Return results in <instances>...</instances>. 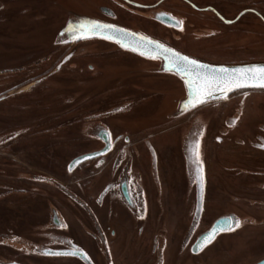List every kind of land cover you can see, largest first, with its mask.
<instances>
[{
	"label": "flooded vegetation",
	"instance_id": "obj_1",
	"mask_svg": "<svg viewBox=\"0 0 264 264\" xmlns=\"http://www.w3.org/2000/svg\"><path fill=\"white\" fill-rule=\"evenodd\" d=\"M50 13L59 15L56 29L67 24L77 28L81 21H99L127 30L137 44L148 40L153 43L144 48L148 51L142 55L118 48L113 40L92 36L59 45L54 54L45 56L50 59L38 64L0 70V113L11 114L10 118L0 117V134L4 130L2 124H8L5 137H27V150L35 153L43 149L33 145L45 147L49 141L59 145L63 140L83 139L91 146L62 164V169L50 167L39 157L25 173L11 162L6 164L14 174L12 181L0 180V202L14 194L26 195L29 226L24 230L26 235L9 227L0 231V246L3 241H11L12 250L25 256V252L33 253L46 244L49 247L45 249L83 252L91 264H167L170 259H174L172 264H193L190 258L212 246L193 255L191 246L196 238L189 246L184 242L196 214L198 174L193 167L176 163L182 161L179 145H183L182 139L194 124L201 132L200 215L209 204L231 205L213 221L223 215L235 216L240 221L235 234L263 239L264 89L237 90L222 100L203 103L164 126L150 128L146 124L160 120L161 110L167 107L172 93L178 85L182 87L166 67L156 44L205 64L264 60V0H0V58L17 51L22 52L18 53L20 58H31L35 49H43L39 45L18 50L15 42L7 51L6 42L8 38L16 39L13 28L19 25L27 31L44 26ZM29 91L27 95L33 97L39 92L34 108L16 101L21 93ZM61 91L70 94L65 96ZM16 112L27 116L11 117ZM99 123L109 137V150L69 171V163L75 157L97 153L105 147L96 133L89 139L87 132L82 131V125ZM37 124L43 125L41 131H36ZM75 124L79 125L77 130L72 128ZM173 131L177 133L176 148H164ZM173 162L176 174H172ZM56 163L57 159L53 164ZM2 166L0 162V179L7 178ZM50 168L53 173H49ZM168 178L173 185L172 200L181 206L173 213L165 210ZM19 183L25 185L16 192ZM44 206L46 214L48 208L49 213L52 209V216L56 213L58 227L52 219L35 225L40 220L39 210L44 214ZM169 216L175 227L184 218L186 227L178 242L184 245L173 247L171 256L167 255L171 228L167 229L165 222ZM223 235L227 234L220 237ZM40 258L55 259L59 264H86L69 255Z\"/></svg>",
	"mask_w": 264,
	"mask_h": 264
},
{
	"label": "rangeland",
	"instance_id": "obj_2",
	"mask_svg": "<svg viewBox=\"0 0 264 264\" xmlns=\"http://www.w3.org/2000/svg\"><path fill=\"white\" fill-rule=\"evenodd\" d=\"M48 17L49 18H47L46 24L44 25L46 28H43L44 26H42V24L39 26H35L33 29L27 30V31H26V29L21 30L20 27H22V26H19V25L13 29L11 28L13 31V33H12L13 36H14V34H17V36H16V39L13 37L8 38V42H6V48L8 49L9 47H11V43L16 42V46H17V48H19L18 50H21L20 47H22V48L24 47L26 49L27 47H35V46L43 45V47H42L43 49H38V50L35 49L34 50L35 52L33 54H36V55H40L44 51L49 50L50 49V47H49L50 41H51L55 31H56L55 23L59 21V15H58V13H50L48 15ZM45 20H46V18L41 19L40 21L43 22ZM22 28H24V27H22ZM28 42H30V43H28ZM246 46H248V45H246ZM259 46L263 47V45H259ZM58 47H56L52 50L50 49L51 51H49V54L50 53L54 54ZM242 47L244 48V46H242ZM108 51L112 52L113 49H110ZM17 52L22 53L19 51H17ZM18 53L11 54L9 52L6 55L9 60H6V61L0 58V67H3L5 65H9L11 63L12 64L17 63V62L14 63L12 61L13 60L12 56H14V57L16 56V59H18L21 56V54H18ZM261 55H264V54H261ZM46 58L50 59V57L43 56L42 58H40V59L30 63V64H27L23 67H28L30 65L38 64L39 62H41L40 60H45ZM258 61H264V60L258 59V60H254L252 62H258ZM21 68H18V69H21ZM2 72H5V71L2 70ZM180 89L181 88L178 85L177 89L175 90L176 95H178L180 93ZM61 92L64 93L65 96L70 94L68 91H61ZM29 93H31V91L21 93L18 96L19 99H17L16 101H21L22 103H25L27 106H29L28 108H30V107L34 108L35 104H36V99H37L35 97L36 96L38 97L39 92L34 97L27 95ZM168 95H170V94H168ZM167 99H169V97ZM109 100H110V98L107 99V101H109ZM39 101L41 102V100H39ZM171 107H172V103L168 102L167 107L161 110V114H163V112H166L167 110H169V108H171ZM4 114H6V116L5 115L3 116L0 113V117L2 116V119L4 117L10 118L11 114H7L5 112H4ZM12 115L13 116H11V117H14V118H20V116H22V117L27 116V115H25V113L23 114L21 112L12 113ZM101 115H104V114H101ZM177 119H179V118H177ZM2 125H4V126H2L1 129H4V130H1L2 133L0 134V136H1L0 145H2V146H0V162H1V164L4 165V167L2 166V169L5 170V173L7 174V178H4L2 176V178L0 180L12 181L11 175L14 174V171H11L9 169V168H11V166H7L6 164L11 165V163H13L15 166L17 165L18 170H24L21 173H25L33 167L34 162H32V161H37V159L39 157V158H42L44 160V162H47L48 165L50 164V167H52L54 165L53 168H55L57 170V169H62V167H63L62 164L67 163L69 161V159H71L73 156H75L76 154H78L80 152H85L87 150H90L89 148L91 147L89 145V143L86 144L85 143L86 141L83 139L79 140V141L78 140H65V141L63 140V141H61L62 143H60L59 145L56 144V143H58L57 141H55V142L49 141V145H47L45 147H38L37 145H33V147L43 149V151L35 153L34 151L32 152V151L27 150L29 147V144H28L29 139H27V137H25V136H23L24 138L23 137H19V138L15 137V139H12V140L9 139L7 141H3L5 138H7V137H5L4 134L7 131L6 129L8 128L9 125L8 124H6V125L2 124ZM90 125L91 124L82 125V131L87 132L89 139L91 137H93L92 132L97 127L104 128V125H101L100 123L97 125H94V126H90ZM162 125L164 126L165 124H162ZM196 126H197V124H194L193 127L191 128V131L189 132V134H187L184 137V140L182 139L183 145H179L180 150H178V156L182 159V161L180 162V160H179L176 163L178 165L179 164L182 165L183 167L185 166L186 168H188V166L193 167L194 171L196 169H199V167L202 163V159H201L200 155H199L200 160L198 163L196 160L195 154L193 153V150H195L196 144L199 141L198 135H201L200 134L201 132H198L199 129H195ZM247 126L249 128H251L249 124ZM42 127H43L42 124L35 125L36 131L39 129L41 131ZM146 127L154 128V127H159V126L157 125V123L154 122L150 125H149V123H147ZM72 128L77 130L79 128V125L75 124V125H73ZM172 134H174V135H172ZM172 134H171L172 136L169 138L168 142L164 143V145H167L164 148H169V149L170 148L171 149L176 148V146H174V145L176 143V138H177L176 134L177 133L173 131ZM35 142L40 144L39 142H41V141L37 142L36 139H34V143ZM190 145H192V147H191L192 151L190 150ZM173 157L176 158L175 152H173ZM56 159H57V163L53 164L54 160L56 161ZM5 166H7V167H5ZM170 166H172V170H173L172 174L173 173L176 174V172H174L175 162L171 163ZM6 169H8V170H6ZM188 170H190V169H188ZM49 173H53L52 168H50ZM186 173H187V170H186ZM166 175H167V173H166ZM24 177H26V176H24ZM167 177H168V175H167ZM171 181L172 180H170V178H168L169 187H168V191H167L168 192L167 193V201L165 203V210L167 213H170V212L173 213V211H176V210L178 211V209H175V208L179 207L178 203H176L172 200L173 196H172L171 192H172L173 185L171 184ZM226 182L227 183H233L232 181L227 180V179H226ZM21 185L23 186V185H25V183H19V185L17 184V188L14 191L21 192V189L19 188ZM200 185H201L200 211H199V214H197L196 210H197V203H198V189H197V183H196L195 192H196L197 196H196V203L194 204L196 214H195L193 221H192V224H193L192 230H190L188 235L185 234V238H184V242L188 246L190 244H192L194 239L199 234H201L202 232H204L208 228V226L211 224V222L213 221V219L216 216L222 214L223 211H225V209H228V208L231 209L230 208L231 205L209 204L208 210H206V212L203 213V215L201 216L200 214H201V210H202V202H203L202 200L203 199H202V184H200ZM231 186H235V185L232 184ZM7 192H11V190L7 189ZM11 196L5 197L0 202V231L2 233L3 231H5V229L7 227H9V228H13V229L15 228V230H20L19 232L21 233V235H26V231L28 230L27 227L29 226V221H28V223L26 222L27 221L26 220L27 219L26 218V209H27V204L29 202V199L26 195L15 196V194H14ZM13 198H17V199L13 200ZM170 201H172V202L170 203ZM57 208H58V205L56 206V209ZM44 209H45L44 214H42V211L39 210L40 220L35 221V223H37L35 225L41 224L45 220L50 221L51 216H52V214H51L52 209L50 210V213H49L50 208H48L47 214L45 213L46 212L45 206H44ZM34 216H37V214H34ZM199 218H200V220H199ZM60 222L62 224L61 220H60ZM165 222L168 225L167 229L171 228V230H169L168 234H167V236H168L167 237V239H168L167 247L169 248L167 255L171 256L173 253V247L177 248V247H179V244L184 245V243H178V242L183 237L182 233H183L184 229L186 228L185 227V220H184V218H180L177 221V227H175L173 225V223H175V222H174V220L172 221L170 219V216H169L168 220H166ZM24 230H26V231H24ZM1 233H0V235H1ZM262 234H264V229L260 235L262 236ZM34 235H35V237L37 236V234H34ZM217 238H219V239L217 241L211 243L212 246H210L208 249H206L205 252H203L202 254H200L198 256L190 258L193 260V264H253L256 261L260 260V258L264 255V237H263V239H261V238H257V237H251V236H248V235H245L242 233L235 234L233 232V233H229L227 235H223L222 237L218 236ZM12 244H13V242H11V241H7V240L3 241L2 246H0V254H1L0 255V264H9L10 262L12 263L11 260H15L18 262L21 261V262H24V264H59V261L55 260V259L54 260H50V259L42 260L40 258V256L42 255L40 253L42 251V249L48 248L49 245L45 244V245L39 247L38 249H36L37 252L34 251L35 254H33L34 252L33 253L31 252L29 254H27V252H25V254L27 256L26 255L24 256V255L18 253L17 251H13L11 246H13L14 244L13 245ZM147 246H149V245H147ZM239 249H240V253L239 252L237 253V251ZM145 250L147 251L148 247H146ZM233 252H236V253H233ZM102 253H103V250H102ZM38 254H40V256H38ZM98 260L101 261L102 257H101V259H100V257H98ZM183 260H185V258ZM173 262H174V259H170V260H168L167 264H172Z\"/></svg>",
	"mask_w": 264,
	"mask_h": 264
},
{
	"label": "snow or ice",
	"instance_id": "obj_3",
	"mask_svg": "<svg viewBox=\"0 0 264 264\" xmlns=\"http://www.w3.org/2000/svg\"><path fill=\"white\" fill-rule=\"evenodd\" d=\"M180 22H177L179 24ZM73 31V29H69ZM78 38L87 36H101L108 40H117L124 47L129 45L124 44V37L133 35L128 33L127 30L122 28H117L115 25L103 24L99 21H81L78 27L75 29ZM141 40H144L141 37ZM153 42L146 41L145 46L151 45ZM157 51H162L166 54V59L172 65L173 68L177 69L180 74H182L185 83L189 89V100L185 104V108L189 105L195 106L199 105L208 97L213 95V93L219 91L222 95L227 97V93L233 89H238L242 87H262L264 88V65L253 64L245 65L238 68H226V67H212L210 65H205L200 63L198 60L190 59L188 56L181 55L171 49L164 48L162 45L156 44ZM133 50H136L135 48ZM143 55L144 53L141 52ZM264 147V145H261ZM197 162L199 163V142L196 144L194 151ZM86 159L87 157H83ZM79 163V160L76 161ZM71 165L69 166V171H71ZM198 179L201 184H203V168L202 164L198 169ZM233 223H229L228 230H233L234 227L239 226V221L232 217L228 218ZM218 225H213L208 232L204 235L203 240L198 248L203 247L205 244L210 243L219 231H223ZM55 255H75V251L71 253H54Z\"/></svg>",
	"mask_w": 264,
	"mask_h": 264
},
{
	"label": "water",
	"instance_id": "obj_4",
	"mask_svg": "<svg viewBox=\"0 0 264 264\" xmlns=\"http://www.w3.org/2000/svg\"><path fill=\"white\" fill-rule=\"evenodd\" d=\"M70 28L73 29V31H69ZM75 29L76 28L74 27V25L70 26V24H67L66 26L60 27L59 29H56V31H55L56 34H55L54 40L52 41L53 43L50 44V46H49L50 49L52 50V49L58 47L59 45H63V44H66V43H72L75 40H80V39H84V38H87V37H92V36H87V37H80V38H78L77 35H76V32H75ZM97 37L102 38L101 36H97ZM113 41L117 42L118 43V44L116 43L118 45L117 47L118 48H121V49H129L131 51H134V52L140 53V54H141V52L144 53L145 51H148V50H145L144 49L146 47L145 44L139 43V42L137 44L136 41H135V39L132 37V35H129V36L124 37L123 43L129 45L128 47L122 46V44L120 42H118L117 40H113ZM134 48L136 50H133ZM50 49L44 51L40 55L32 54L31 58H25V57L24 58H20L19 57L18 59L12 58L13 59L12 61L14 63L15 62H17V63H15V64H12L11 63L9 65H5L3 67H0V70H12V69L21 68V67H23V66H25L27 64H30V63H32V62H34V61L42 58L43 56L48 55L49 54V51H51ZM7 51H10V50L7 49ZM160 54L163 57V61L166 64V67L168 69H170V71L173 72L174 75L177 76V78L181 81L182 87H181L180 93L178 95H176L175 92L173 93L172 97L170 98V102L172 103V107L169 108V110H167L166 112H163V114H160L159 115L160 120L157 122V125H162V124H166V123H169L171 121H174L175 119L181 117L183 114H185V113L193 110L194 108H196L197 106H199V105H201L203 103H206V102H209V101L222 100V99L225 98V96L222 95L221 92L217 91V92L213 93V95H211L210 97H208L207 100H205L201 104L195 105V106L189 105L187 108H185V104L187 103V101L190 98L188 86L185 83V80H184L182 74H180L178 72V70L175 69V68H173L172 65L168 62V60L166 59V54L164 52H162V51H161ZM1 59L5 60V61L6 60H9L7 57H1ZM202 64H205V63H202ZM253 64L264 65V61L241 63V64H232V65H214V64H205V65H210V66L216 67V68H219L221 66L226 67V68H238V67H242V66H245V65H253ZM241 89H264V88H262V87H242V88H238V89H233L232 91H230V92L227 93V97L230 94H232L233 92H235L237 90H241ZM172 101H174V102H172ZM93 132L96 133L95 136L98 135V137L103 140V142L105 143V147L100 152L92 153V154H86V155H80V156L75 157L69 163V166L70 165L72 166L71 169L75 168L77 165L81 164L82 162H84L86 160L92 159L95 156L104 155L109 150L110 143H109V137L107 136L106 130L104 128H102V127H97ZM10 138H12V136H7V138H5L3 141H7ZM194 151L195 150H193V153H194ZM83 157H87V158L84 159ZM77 160H79V163H76ZM194 172H195L196 176H197V174L199 175L198 169H196ZM31 179L40 180L37 177H32ZM196 182H197V189H198V203H197V210H196V212H197V214H199V211H200V202H201V199H200L201 198V185H200L201 183H200V181H199L198 178H196ZM229 217H232L235 220H238L235 216H232V215H223V216H220L217 219H215L212 222L210 228L215 224V225H218L220 228H223L224 230L223 231H219L218 234L215 236V238L210 243L205 244L201 248H198L197 245H200L201 241L204 238V235L208 232V230L210 228L207 231L199 234L196 237L194 243L191 246V253L193 255L198 254L201 250H203V248H205L208 245H210L221 234H229V233L233 232L234 230L238 229L239 226L238 227H234L233 230H228L229 223H233V221H230L228 219ZM51 219H52V223L56 227H58L59 226L58 225L59 224L58 223L59 221H58V217H57V215H56L55 212H53V216H52ZM239 225H240V221H239ZM57 252H59V253H65V251H55V250H50V249H44V251H42L40 253L43 256H48V257H59V256H63V255H55L54 253H57ZM71 252H73V251H71ZM71 252H67V253H71ZM75 253H76L75 255H69V256L77 257L80 260H82L83 262H85L86 264H91L90 261H89V259H88V257L83 252H78L77 251ZM105 256H106V259L109 260V257L107 258V253L106 252H105ZM9 264H15V263H9ZM253 264H264V258L256 261Z\"/></svg>",
	"mask_w": 264,
	"mask_h": 264
}]
</instances>
